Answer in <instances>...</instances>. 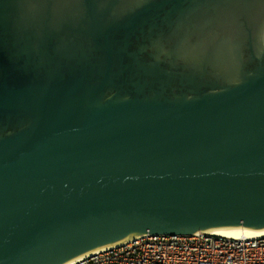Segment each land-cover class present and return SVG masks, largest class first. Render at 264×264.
<instances>
[{
  "label": "water",
  "instance_id": "95a60500",
  "mask_svg": "<svg viewBox=\"0 0 264 264\" xmlns=\"http://www.w3.org/2000/svg\"><path fill=\"white\" fill-rule=\"evenodd\" d=\"M264 228V0H0V264Z\"/></svg>",
  "mask_w": 264,
  "mask_h": 264
},
{
  "label": "built area",
  "instance_id": "2783aa9c",
  "mask_svg": "<svg viewBox=\"0 0 264 264\" xmlns=\"http://www.w3.org/2000/svg\"><path fill=\"white\" fill-rule=\"evenodd\" d=\"M72 264H264V235L144 234Z\"/></svg>",
  "mask_w": 264,
  "mask_h": 264
},
{
  "label": "bare ground",
  "instance_id": "6f19581e",
  "mask_svg": "<svg viewBox=\"0 0 264 264\" xmlns=\"http://www.w3.org/2000/svg\"><path fill=\"white\" fill-rule=\"evenodd\" d=\"M204 232L223 235V236H229V237H247V238H249V237L264 235V228L254 229V228H247V227H241V226H230V227L209 228V229L204 230ZM106 247L104 246V247H99V248L93 249L91 251H88L86 253L78 255V256L66 261L63 264H72L75 261H78V260H80L86 256H89V255L95 253V252H99V251L105 249Z\"/></svg>",
  "mask_w": 264,
  "mask_h": 264
}]
</instances>
